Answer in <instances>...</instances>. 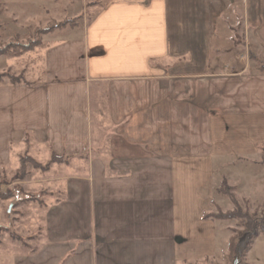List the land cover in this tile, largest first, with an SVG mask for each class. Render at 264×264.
Segmentation results:
<instances>
[{
    "label": "crops",
    "instance_id": "obj_1",
    "mask_svg": "<svg viewBox=\"0 0 264 264\" xmlns=\"http://www.w3.org/2000/svg\"><path fill=\"white\" fill-rule=\"evenodd\" d=\"M219 32L246 53L213 54ZM43 52L39 76L0 82V174L26 141L68 160L45 241L12 264L228 256L230 222L204 213L232 209L223 179L264 200V0H108Z\"/></svg>",
    "mask_w": 264,
    "mask_h": 264
},
{
    "label": "rangeland",
    "instance_id": "obj_2",
    "mask_svg": "<svg viewBox=\"0 0 264 264\" xmlns=\"http://www.w3.org/2000/svg\"><path fill=\"white\" fill-rule=\"evenodd\" d=\"M107 1L0 0V75L8 71L14 76L20 74L26 79L39 76L44 67L43 51L45 48L65 37L70 30L90 23ZM223 27L225 25L222 23V29ZM234 32L238 33L237 30ZM221 35L219 32L216 41L212 44L213 54L219 49L222 53L220 57L227 59L238 53H246L240 44L237 48L225 45V38L221 39ZM237 39L240 43L241 38ZM25 47L30 50L25 51ZM224 49L227 50L225 53ZM257 65L260 68L264 66V63L257 62ZM1 81L9 82V79L2 76ZM25 154L43 166L49 160L42 155L36 156L35 152L29 155L28 149L24 148L20 155ZM20 155L14 166L6 169L7 171L0 177V193L5 196L3 200H0V264H12L11 259L15 254L33 251L45 241L46 206L54 202L56 198H60L62 192V186L53 180L65 174L63 168L58 167L57 164L68 160L66 158L64 162H52L47 170H42L27 159L23 168L19 169ZM54 163L56 165L52 168ZM250 189V192L246 189L239 190L238 194L240 199L249 194L251 199H254V203L238 200L235 195L239 207L242 212L250 216V220L241 217L215 218V213L220 208L214 204L212 211L205 212L211 214L209 217L230 222L228 225L232 226L231 236H234L232 237L234 239L232 256L221 255L216 260H201L194 264H231L235 256L234 250L238 245H240L239 251L243 250L253 234H256L254 242L249 250L241 251V261L238 264H264V237L260 231L264 226V200L261 202L259 200L263 195V190L257 184L252 185ZM227 202L230 203V200Z\"/></svg>",
    "mask_w": 264,
    "mask_h": 264
},
{
    "label": "trees",
    "instance_id": "obj_3",
    "mask_svg": "<svg viewBox=\"0 0 264 264\" xmlns=\"http://www.w3.org/2000/svg\"><path fill=\"white\" fill-rule=\"evenodd\" d=\"M25 51L30 50V48L25 47L24 48ZM261 71H264V66H261L260 68H258ZM7 77V79H9V82L11 84H18L21 81H25L24 79H22L23 77L19 74L14 76L11 72H3L0 77ZM25 143V149H28V143L27 141L24 142ZM29 159L31 160V158H29V156H27V154L25 155H20V168H23L24 163L26 162V160ZM66 160V158L63 157H55V156H51L49 158V160L47 161V163L43 166L40 165L38 162H36L35 160H31L33 162V165L35 167H40L42 170H47L50 165V163L52 162H64ZM3 173L0 174V177ZM216 192H218L220 195L227 197L229 200H231V202L233 203V209L227 212H222L220 209H217V212L215 213L216 215L214 216L215 218H219V219H233L236 217H241V218H245L246 220H250V216L246 213V212H242L241 207H239V203L236 200V196L233 193V187H230V185H228L227 181L225 179H223L219 186L216 187ZM5 198V196H3L0 193V200H3ZM209 216H211V214L209 213H205L204 217L208 218ZM213 216V215H212ZM263 237H264V226H262V228L260 229ZM241 236V235H240ZM256 236V234H253L252 236L249 237L247 244L244 245L243 250H241L242 252L245 250H249L250 249V245H252V243L254 242V237ZM234 236L229 237V241H228V257L232 256V250H233V243H234V239L232 238Z\"/></svg>",
    "mask_w": 264,
    "mask_h": 264
},
{
    "label": "water",
    "instance_id": "obj_4",
    "mask_svg": "<svg viewBox=\"0 0 264 264\" xmlns=\"http://www.w3.org/2000/svg\"><path fill=\"white\" fill-rule=\"evenodd\" d=\"M7 209H8V211L10 210L9 207ZM239 250H240V245H238L236 250H234L235 256H234V259H233L231 264L240 263V261H241V251H239Z\"/></svg>",
    "mask_w": 264,
    "mask_h": 264
}]
</instances>
